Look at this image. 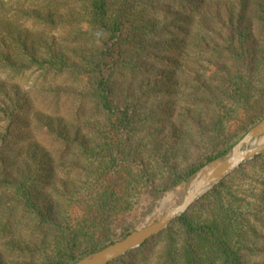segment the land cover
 I'll return each mask as SVG.
<instances>
[{"label": "trees", "instance_id": "obj_1", "mask_svg": "<svg viewBox=\"0 0 264 264\" xmlns=\"http://www.w3.org/2000/svg\"><path fill=\"white\" fill-rule=\"evenodd\" d=\"M202 1L213 0H0V78L13 83L27 78L37 102L55 113L64 110L73 118L90 116L103 123L99 143L91 151L61 131H46L53 144L67 151L76 146L86 158L81 169L86 183L80 215L74 220L54 218L35 195L37 169L25 165L19 172L10 162L23 105L21 101L1 105L0 215L4 224L0 238L26 231L49 240L48 248L10 246L16 258L72 264L122 240L151 214L166 192L228 152L264 117V0H237L236 20L228 18L227 23L221 22L217 10L202 6ZM70 9L80 18L65 20L56 15ZM43 11L46 17L41 18ZM212 18L224 33L214 53L225 66L218 82L239 104L241 115L237 125L228 129L213 112L207 120L200 115L186 119L196 132L192 150L185 151L184 162L175 164L174 149L164 147L155 132L158 121L148 111L143 114L154 100L155 88L139 85L132 90V83L149 78V65H162V54L173 50L160 46L165 34L187 36L184 31L189 29L207 32ZM27 26L57 35L42 58L25 50L24 41L14 45L20 50L5 46L7 38L20 42L16 37L29 33ZM256 43L263 52L258 61ZM15 60L19 63L14 64ZM195 81L193 107H219L221 98ZM145 146L148 162L138 155ZM138 194L147 204L131 215ZM263 223L264 153L227 176L160 235L109 264H247L242 242L257 237Z\"/></svg>", "mask_w": 264, "mask_h": 264}, {"label": "rangeland", "instance_id": "obj_2", "mask_svg": "<svg viewBox=\"0 0 264 264\" xmlns=\"http://www.w3.org/2000/svg\"><path fill=\"white\" fill-rule=\"evenodd\" d=\"M201 3L211 12L217 10L223 23H227L228 18L236 20L237 0H213ZM56 15L65 20L80 18L77 11L73 9L58 11ZM39 16L44 18L46 13L43 11ZM52 17L57 19L56 16ZM199 20L198 17L194 18L196 22ZM208 22L207 32L189 29L184 31L187 32V36H182L181 33L165 34L159 40L160 46L170 47L173 50H166L162 54V65H149L152 71L149 78L132 83V90L139 85L144 87L150 85L155 88L154 100L148 108H145L146 111L143 114H148L146 113L148 111L151 113V118L154 117L158 121L155 132L164 147L174 149L173 162L175 164L184 162L183 157L187 155L185 151L189 154L192 150L191 141L194 140L196 132L191 130L186 119H197L201 116L203 120H207L208 115L213 112L221 118L222 123L228 129L237 125V119L241 115L239 104L229 98L230 94L218 82L222 78L221 71L225 69V66L221 56L214 53L216 46L219 45L220 37H224L223 30L218 26L215 18L208 19ZM10 27L14 30L13 25ZM27 27L29 33L21 32L16 37L20 42L7 38L5 46L8 49L15 47L20 50L21 47L14 45H19L24 41L25 50L33 51L37 57L42 58V53L52 44V37H57V35L48 33L43 27H36L32 30H30L31 26ZM202 39L206 40V44L202 43ZM261 55H263L262 46L256 43L254 56L257 61L260 60ZM13 63L19 62L15 60ZM195 80L209 86L212 92L221 98L219 107L213 104L193 107L194 99L191 98V88ZM33 90L32 82L27 78L16 80L14 83L0 78V107L15 101H21L23 105L19 127L15 131L10 162L14 163L19 172L24 169L25 165L37 169L34 189L37 199L52 217L74 220L81 213L80 195L83 194L86 183L82 178L81 169L86 165V158L79 155L76 146L67 151L61 144H53L46 131H61L65 137L76 138L91 151L99 143L97 136L103 123L100 119L90 116L73 118L71 114L63 113L64 110L55 113L52 107L48 108L37 102L36 95L32 93ZM146 149V146L142 147L138 153L144 162L150 159ZM183 182L166 192L155 203L151 214L142 219L134 230L148 224L160 214L159 206L164 199L171 195L174 197L173 200L177 199L175 192L182 189ZM146 204L144 196L138 194L134 199L131 215L140 212ZM3 224L4 220L0 215V225ZM242 245L244 247L242 257L247 264H264V226L258 228L257 237L244 239ZM10 246L27 249L48 248L49 240L29 236L26 231L13 232L11 235L0 238V264H37L28 259L16 258V254L9 249Z\"/></svg>", "mask_w": 264, "mask_h": 264}, {"label": "water", "instance_id": "obj_3", "mask_svg": "<svg viewBox=\"0 0 264 264\" xmlns=\"http://www.w3.org/2000/svg\"><path fill=\"white\" fill-rule=\"evenodd\" d=\"M264 153V117L228 152L208 162L183 182L179 198L172 201L148 224L132 231L125 238L72 264H109L160 235L172 221L182 216L196 201L211 191L227 176ZM175 192V191H174Z\"/></svg>", "mask_w": 264, "mask_h": 264}, {"label": "bare ground", "instance_id": "obj_4", "mask_svg": "<svg viewBox=\"0 0 264 264\" xmlns=\"http://www.w3.org/2000/svg\"><path fill=\"white\" fill-rule=\"evenodd\" d=\"M176 194H175V196L176 197H178L179 198V196H181V193L180 192H175ZM174 194V193H173ZM173 196L171 195V196H169V197H167L166 199H164L163 201H162V203L160 204V206H159V210H164L168 205H170V204H172V200H173Z\"/></svg>", "mask_w": 264, "mask_h": 264}]
</instances>
